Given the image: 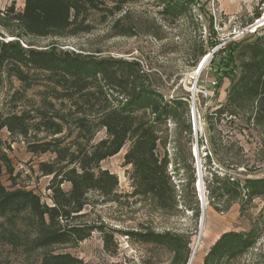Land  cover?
Returning a JSON list of instances; mask_svg holds the SVG:
<instances>
[{"label": "rangeland", "instance_id": "1", "mask_svg": "<svg viewBox=\"0 0 264 264\" xmlns=\"http://www.w3.org/2000/svg\"><path fill=\"white\" fill-rule=\"evenodd\" d=\"M102 1L107 8L88 10L85 30H51L39 37L25 34L12 19L23 0H0V40H18L23 48L123 61L124 72L98 80L107 90L106 104L124 102L139 88L156 91L164 102L172 97L185 100L186 105L160 127L159 150L170 158L177 205L165 211L149 197L127 195L131 187L130 166L124 165L126 143L99 164L117 176V201L91 193L76 220L101 229L79 242L39 245L38 220L17 194L31 192L40 202L52 204L48 189L52 174L42 173L40 164L63 167L65 161L54 147L74 152L105 133L96 126L90 133L75 127L83 117L92 123L94 113L76 112L73 99L46 71L5 65L0 71V122L7 115L23 114L29 117L30 130L23 137L0 128V198L14 194L0 211V264H58L53 255L65 257L60 264H187L198 236L190 264H204L216 240L233 230L257 236L236 264H264V194L244 196L245 181L264 180V121L255 120L253 100L226 106L228 90L251 55L246 45L264 39V24L256 22L264 12V0H191L192 6L179 14L166 9V0ZM249 25L252 32L241 31ZM211 80L216 81L214 87ZM99 104H104L101 98ZM51 120L63 128L60 134L52 135V126L44 124ZM47 141L52 143L48 152H29L32 142ZM222 186L231 189L230 194ZM60 187L68 191L70 184ZM126 230L169 233L175 239L168 246L138 243L125 235ZM111 233L107 249L103 236Z\"/></svg>", "mask_w": 264, "mask_h": 264}, {"label": "trees", "instance_id": "2", "mask_svg": "<svg viewBox=\"0 0 264 264\" xmlns=\"http://www.w3.org/2000/svg\"><path fill=\"white\" fill-rule=\"evenodd\" d=\"M166 4V9L173 14L192 6L191 0H166ZM21 8L13 14L12 19L20 24L25 34L44 37L51 30H71L72 33L85 30L83 24L88 10L103 11L107 7L103 6L102 0H23ZM258 15L256 12L255 16ZM263 40L261 37L246 45L251 55L242 63L239 79L228 90L226 105L239 107L244 99L253 100L256 106L254 118L257 121H264ZM203 52L201 56H204ZM123 63L110 57H84L53 49L23 48L18 40H0V71L5 65H11L14 69L25 67L46 71L56 86L64 88V95L73 99L76 112L94 113L92 123L83 117L78 119L75 127L90 133L96 126L105 133L103 138L78 146L74 152L70 148L63 152L61 148L54 147L53 150H60V161H65L63 167L40 164L42 173L52 174L48 185L52 204L40 202L31 192L17 194L38 220L42 230L37 239L39 245L79 242L89 237L95 228L101 229L98 225L79 224L76 220L89 203L88 195L91 193L117 201V176L102 169L99 164L119 152L126 143L124 165L130 166L127 175L131 187L127 195L149 197L157 208L165 211L177 205L176 184L168 169L170 158L165 151L161 153L159 150L160 127L176 114L178 108L186 105L185 100L172 97L164 102L156 91L139 88L128 94L129 99L124 102L106 104L107 90L98 80L105 78L106 74L112 76L115 72H124L127 65ZM100 98L104 104H99ZM147 113L151 118L147 117ZM28 119L23 114H10L1 120L0 128L5 127L11 133L27 137L30 130ZM44 124L52 126V135L62 132L63 128L52 120ZM51 147L49 141L32 142L28 149L32 154H40L48 152ZM64 182L70 184L68 191L60 187ZM245 182L244 188L248 190L244 196L264 194V180ZM222 189L226 194L232 191L224 186ZM12 195L6 194L0 198L1 212L6 209L5 204ZM125 235L138 243L166 246L175 239L172 234L151 231L126 230ZM111 239L112 233L104 234L103 243L107 249ZM256 240L257 236L252 231L224 233L208 251L204 264H236V260L246 254ZM51 258L60 264L65 257L53 255Z\"/></svg>", "mask_w": 264, "mask_h": 264}, {"label": "bare ground", "instance_id": "3", "mask_svg": "<svg viewBox=\"0 0 264 264\" xmlns=\"http://www.w3.org/2000/svg\"><path fill=\"white\" fill-rule=\"evenodd\" d=\"M257 24H259V25H261V24H264V12H263V14H262V17L260 18V19H258L257 20ZM256 25V24H255ZM203 221V220H202ZM201 224H202V222H201ZM198 238H199V236L197 237V239H195V241H194V245H193V248H192V252H191V254H190V256H189V259H190V261H189V264L190 263H192V261H193V256H194V254H195V252H196V250H197V248H198V246H199V240H198Z\"/></svg>", "mask_w": 264, "mask_h": 264}, {"label": "built area", "instance_id": "4", "mask_svg": "<svg viewBox=\"0 0 264 264\" xmlns=\"http://www.w3.org/2000/svg\"><path fill=\"white\" fill-rule=\"evenodd\" d=\"M257 22V21H256ZM255 22V23H256ZM252 26L251 25H249V26H246L245 28H243L241 31H246V32H252L251 30H250V28H251ZM214 85H216V81H214V80H211V83H210V87H214ZM204 94L207 96V95H209L208 97H211L212 96V93H210L209 91L208 92H206V91H204Z\"/></svg>", "mask_w": 264, "mask_h": 264}, {"label": "water", "instance_id": "5", "mask_svg": "<svg viewBox=\"0 0 264 264\" xmlns=\"http://www.w3.org/2000/svg\"><path fill=\"white\" fill-rule=\"evenodd\" d=\"M203 64V63H202ZM202 66V65H201ZM197 168H199L198 169V180H199V182L201 183V174H200V165H199V161H197ZM201 187H202V183H201ZM201 221H200V225H199V229H200V226H201V222H202V220H203V216H204V214H203V204H202V207H201ZM200 231H201V229H200ZM189 261H190V259H189ZM189 261H188V263L187 264H189Z\"/></svg>", "mask_w": 264, "mask_h": 264}]
</instances>
